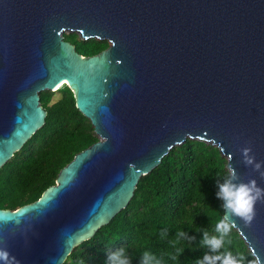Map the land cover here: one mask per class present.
<instances>
[{
	"label": "water",
	"instance_id": "1",
	"mask_svg": "<svg viewBox=\"0 0 264 264\" xmlns=\"http://www.w3.org/2000/svg\"><path fill=\"white\" fill-rule=\"evenodd\" d=\"M66 31L110 45L82 55ZM64 84L100 138L38 199L0 208V264H63L186 138L264 188L240 152L264 161V0H0V168L44 123L40 92ZM236 224L264 260V204Z\"/></svg>",
	"mask_w": 264,
	"mask_h": 264
},
{
	"label": "trees",
	"instance_id": "2",
	"mask_svg": "<svg viewBox=\"0 0 264 264\" xmlns=\"http://www.w3.org/2000/svg\"><path fill=\"white\" fill-rule=\"evenodd\" d=\"M63 36L86 56L110 45L106 39H81L74 31ZM57 92L54 100L55 91L40 92L47 111L44 123L0 168V208L16 209L38 199L77 151L100 138L76 107L73 91L64 84ZM227 164V156L213 144L190 138L174 144L156 167L140 176L127 206L93 237L77 244L63 264H106L108 253L121 247L131 264H140L144 251L153 253L161 264H195L208 251L200 244L203 231L215 234L214 223L223 216V202L216 192ZM181 230L195 239L173 247L169 241ZM161 232L167 235L161 238ZM229 239L234 254L256 258L236 228ZM181 248L183 253L173 260Z\"/></svg>",
	"mask_w": 264,
	"mask_h": 264
},
{
	"label": "clouds",
	"instance_id": "3",
	"mask_svg": "<svg viewBox=\"0 0 264 264\" xmlns=\"http://www.w3.org/2000/svg\"><path fill=\"white\" fill-rule=\"evenodd\" d=\"M240 152L245 167L251 168L252 172L258 173L260 179L264 180V161H256L250 143L249 146L242 147ZM217 188L216 197L223 202V216H218L214 223L215 234L210 235L207 230L203 231L200 244L208 251L195 264H264V260L259 256L254 260H247L243 254H234L228 247L231 245L230 234L237 227L236 218L246 226H251L256 216L257 203L264 204V188L258 186L257 180L254 178L247 182L241 180L231 163L227 165V173L223 176L222 182L220 179L217 180ZM160 235L161 238H164L167 233L161 232ZM194 239V236H189L187 232L181 230L169 243L176 247L181 240L191 242ZM183 251L184 248L179 249L177 255L171 258L176 260ZM0 259L6 260L7 254L0 252ZM106 264H131V258L126 249L121 247L108 253ZM140 264H161V261L150 251H144L140 258Z\"/></svg>",
	"mask_w": 264,
	"mask_h": 264
},
{
	"label": "rangeland",
	"instance_id": "4",
	"mask_svg": "<svg viewBox=\"0 0 264 264\" xmlns=\"http://www.w3.org/2000/svg\"><path fill=\"white\" fill-rule=\"evenodd\" d=\"M71 31H66L64 33H69ZM59 96V93L57 92V90L55 91V94H54V97H53V100L56 99L57 97Z\"/></svg>",
	"mask_w": 264,
	"mask_h": 264
}]
</instances>
